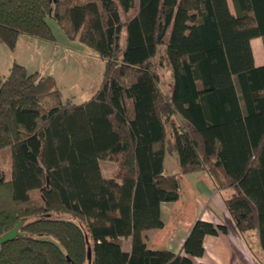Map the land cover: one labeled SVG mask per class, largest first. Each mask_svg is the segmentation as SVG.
<instances>
[{
  "label": "trees",
  "instance_id": "obj_1",
  "mask_svg": "<svg viewBox=\"0 0 264 264\" xmlns=\"http://www.w3.org/2000/svg\"><path fill=\"white\" fill-rule=\"evenodd\" d=\"M231 3L0 0L9 49L20 34L54 42L51 19L104 61L79 104L16 61L0 78V235L21 220L24 234L0 244V264H88V247L89 264H193L204 236L225 225L195 220L180 252L148 247L142 232L163 226L162 202L177 200L181 175L196 170L229 191L230 218L240 233L257 229L264 252V64L250 45L258 36L264 47V0ZM160 46L169 93L153 62ZM174 152L180 169L165 173ZM101 159L115 164L109 176Z\"/></svg>",
  "mask_w": 264,
  "mask_h": 264
},
{
  "label": "crops",
  "instance_id": "obj_2",
  "mask_svg": "<svg viewBox=\"0 0 264 264\" xmlns=\"http://www.w3.org/2000/svg\"><path fill=\"white\" fill-rule=\"evenodd\" d=\"M229 1L231 2V0ZM260 41L261 43H259ZM262 41V37L258 36L250 40L256 65L264 64ZM172 154H175L172 155V158L175 156L176 164L178 156L175 152ZM165 163L166 157L163 168ZM179 169L178 163L174 171L166 173H175ZM182 185L187 186L188 190L185 193L182 192ZM228 192L227 189H217L212 178L204 170L182 174L179 182L178 199L172 202H162L160 206L163 226L161 228H149L142 232L146 245L154 249L168 248L173 252H180L191 225L195 220L201 219L214 225H225L226 231L206 234L202 240L204 251L201 256L192 257L193 264H264V252L260 246L257 229H253L255 233L251 234L248 232L252 230L240 233L230 218L224 203V198ZM189 203H191L190 207L188 206ZM129 248L130 237H126L123 239L122 249L129 251Z\"/></svg>",
  "mask_w": 264,
  "mask_h": 264
},
{
  "label": "rangeland",
  "instance_id": "obj_3",
  "mask_svg": "<svg viewBox=\"0 0 264 264\" xmlns=\"http://www.w3.org/2000/svg\"><path fill=\"white\" fill-rule=\"evenodd\" d=\"M77 1V0H75ZM229 1V0H228ZM230 7L233 11L231 2ZM49 25L55 37L54 42L41 40L35 37L20 35L15 49H9L0 42V78L8 72V67L14 61L24 65L28 71H40L42 74H52L57 88L61 92L62 100L69 99L73 103L79 104L88 98L99 87L104 72V61L98 54L78 40L67 39L61 27L49 19ZM30 39L31 41L29 42ZM261 43V41L259 42ZM156 64L155 69L159 77V85L164 93H169L172 85V71L164 57V47L160 46L153 58ZM176 123H182L180 116L173 118ZM167 136H171V126L166 124ZM175 154H166L164 172L174 171ZM101 172L104 176H109L115 164L109 159L99 161ZM2 168L5 177L10 176L9 157L3 155ZM178 168V166H177ZM187 186L182 185V192H186ZM191 195V194H190ZM34 199L39 198L37 190L32 191ZM189 197V195H187ZM191 206V203L188 204ZM248 233H255L252 230Z\"/></svg>",
  "mask_w": 264,
  "mask_h": 264
},
{
  "label": "water",
  "instance_id": "obj_4",
  "mask_svg": "<svg viewBox=\"0 0 264 264\" xmlns=\"http://www.w3.org/2000/svg\"><path fill=\"white\" fill-rule=\"evenodd\" d=\"M23 223V220L19 221L14 227H12L10 230L2 233L0 235V244H3L5 242H8V241H11L13 240L14 238L18 237V236H24V234H22L19 229L21 227ZM87 259H88V264L90 262V259H91V250H90V247H88V250H87Z\"/></svg>",
  "mask_w": 264,
  "mask_h": 264
}]
</instances>
